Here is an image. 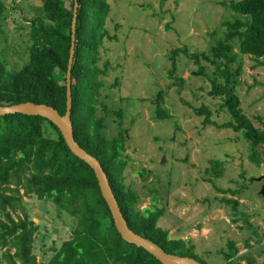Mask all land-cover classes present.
Listing matches in <instances>:
<instances>
[{"label":"rangeland","instance_id":"1","mask_svg":"<svg viewBox=\"0 0 264 264\" xmlns=\"http://www.w3.org/2000/svg\"><path fill=\"white\" fill-rule=\"evenodd\" d=\"M108 1L107 29L116 38L105 40L100 50L98 64L108 69L102 77L99 116L105 120L108 137L125 130L124 154L129 160L125 183L139 195L138 207H151L158 199L156 205L164 209L158 226L169 229L172 236L185 237L207 264H264V196L260 194L264 180L257 179L264 175V145L257 149L262 158L257 166L250 158L249 142L240 133L204 126L195 109L202 105L218 123L230 117L221 109V99L209 94L210 81L192 73L198 69L192 60L179 58L176 74L185 79L180 92L167 78L171 50L208 53L226 32L223 22L242 16L221 5V0ZM4 2L0 59L17 72L28 62L30 24L44 0ZM233 44L243 62L236 86L241 107L255 126L263 127L259 119L264 122V65L255 66V60L242 55L238 40ZM203 64L211 74L213 67ZM159 107L168 116L157 118ZM214 160L224 169L220 177H213L216 187L238 191L235 195L205 181ZM24 192L21 187L22 204L12 215L17 219L26 212L39 225L33 253L46 263L72 237L77 219L50 200ZM223 198L236 199L237 207ZM230 241L238 252L228 262L220 251H229Z\"/></svg>","mask_w":264,"mask_h":264},{"label":"trees","instance_id":"2","mask_svg":"<svg viewBox=\"0 0 264 264\" xmlns=\"http://www.w3.org/2000/svg\"><path fill=\"white\" fill-rule=\"evenodd\" d=\"M219 2L242 18L223 22L226 32L208 53L189 52L187 48L171 50L167 78L173 79L180 92L185 79L176 74L179 58L184 56L197 64L198 69L192 73L210 81L209 94L221 99V109L230 117L218 123L212 119L211 110L202 105L195 109L203 116L204 126L213 125L240 133L251 146V160L259 166L262 158L257 149L264 145V122L259 119L263 127L255 126L241 107L236 86L243 62L234 51L233 41L238 40L239 52L255 60V66L264 65V0ZM77 3L75 55L71 70L74 137L100 161L123 216L134 232L152 240L168 253L192 257L207 264L196 254L194 244L172 238L167 229L158 226L164 215L163 207L156 205L158 199H153L151 207L141 209L138 207L139 195L125 183L124 172L129 163L124 154L125 130L119 136L108 137L104 132L105 120L99 116L102 77L108 69H102L98 64L100 50L105 40L116 38L107 29L110 3L108 0H77ZM74 5L75 0H44L40 13L30 24L28 62L15 72L0 59V105L31 101L50 105L62 115L66 112V74ZM5 15L6 5L0 0V18ZM203 62L213 67L211 74L209 66ZM157 99H161L160 93ZM103 108L107 110L104 104ZM166 116L168 114L159 107L157 118ZM223 171V163L214 160L207 169L205 181L216 187L213 177H220ZM21 187L25 188V194L48 199L77 219L72 237L64 241L46 263L38 261L33 253L39 225L26 212L17 219L12 215L22 204ZM216 188L222 193L235 195L238 192ZM223 201L233 208L238 205L236 199L223 198ZM228 247L229 251L221 250L220 253L229 262L238 248L233 241ZM0 249H4L0 264H162L144 248L122 239L93 169L70 151L59 128L44 117L22 113L0 116Z\"/></svg>","mask_w":264,"mask_h":264},{"label":"water","instance_id":"3","mask_svg":"<svg viewBox=\"0 0 264 264\" xmlns=\"http://www.w3.org/2000/svg\"><path fill=\"white\" fill-rule=\"evenodd\" d=\"M77 8L78 3L75 0L73 18H72V33H71V48L69 54L68 70L66 74V112L62 115L54 107L44 103H34L31 101L22 102L13 105H0V116L6 114L22 113L26 115H38L44 117L55 124L63 135V138L70 149V151L85 161L94 171L101 194L105 199L114 221V225L121 235L122 239L128 243L135 244L137 247L144 248L148 253L153 255L162 264H202L199 260L188 257L180 256L166 252L158 244L152 240L143 237L142 235L134 232L128 225L126 218L120 209L118 200L115 197L114 191L110 184L107 173L104 171L100 161L97 157L85 150L74 137V127L72 123V64L75 55V42H76V26H77ZM264 180V175L257 178ZM260 194L264 196V185L260 189Z\"/></svg>","mask_w":264,"mask_h":264},{"label":"crops","instance_id":"4","mask_svg":"<svg viewBox=\"0 0 264 264\" xmlns=\"http://www.w3.org/2000/svg\"><path fill=\"white\" fill-rule=\"evenodd\" d=\"M168 231H169V229H168ZM170 235H171V234H170ZM171 237H172V238H178V237H179V238H182L183 240H185V237H182V235H178V236H172V235H171Z\"/></svg>","mask_w":264,"mask_h":264},{"label":"flooded vegetation","instance_id":"5","mask_svg":"<svg viewBox=\"0 0 264 264\" xmlns=\"http://www.w3.org/2000/svg\"><path fill=\"white\" fill-rule=\"evenodd\" d=\"M263 185H264V182L262 183L261 188H262ZM236 256H237V254H236L234 257H236ZM234 257H233V258H234Z\"/></svg>","mask_w":264,"mask_h":264}]
</instances>
